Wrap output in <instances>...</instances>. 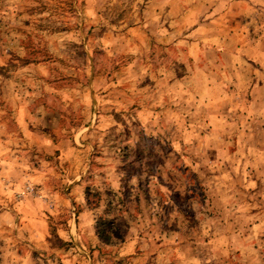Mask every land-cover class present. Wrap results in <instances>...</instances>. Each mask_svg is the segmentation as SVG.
Returning a JSON list of instances; mask_svg holds the SVG:
<instances>
[{
    "label": "rangeland",
    "instance_id": "1",
    "mask_svg": "<svg viewBox=\"0 0 264 264\" xmlns=\"http://www.w3.org/2000/svg\"><path fill=\"white\" fill-rule=\"evenodd\" d=\"M0 264H264V0H0Z\"/></svg>",
    "mask_w": 264,
    "mask_h": 264
},
{
    "label": "trees",
    "instance_id": "2",
    "mask_svg": "<svg viewBox=\"0 0 264 264\" xmlns=\"http://www.w3.org/2000/svg\"><path fill=\"white\" fill-rule=\"evenodd\" d=\"M98 235L101 237L102 236V232L98 230Z\"/></svg>",
    "mask_w": 264,
    "mask_h": 264
}]
</instances>
